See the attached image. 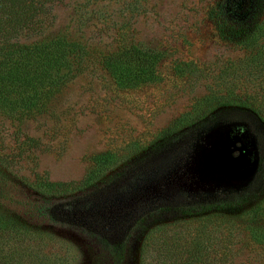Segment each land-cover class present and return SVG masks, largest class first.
I'll return each instance as SVG.
<instances>
[{"label": "rangeland", "instance_id": "rangeland-1", "mask_svg": "<svg viewBox=\"0 0 264 264\" xmlns=\"http://www.w3.org/2000/svg\"><path fill=\"white\" fill-rule=\"evenodd\" d=\"M214 12L226 25H245L263 16L264 0H54L51 23L18 38L65 39L85 56L83 70L39 112L0 114V156L23 179L18 204L0 205V221L33 231L1 239L0 264H264V221L246 220L258 227L246 230L237 216L199 204L217 192L243 193V206L264 200V38L251 47L227 43ZM122 46L156 54L159 82L116 87L96 57ZM249 101L259 113L242 106ZM152 143L164 150L179 143L150 179L160 200L185 194L196 206L162 204L118 247L27 213V202H38L34 177L79 182L97 161L132 163Z\"/></svg>", "mask_w": 264, "mask_h": 264}, {"label": "trees", "instance_id": "trees-1", "mask_svg": "<svg viewBox=\"0 0 264 264\" xmlns=\"http://www.w3.org/2000/svg\"><path fill=\"white\" fill-rule=\"evenodd\" d=\"M53 1L0 0V114L28 117L39 112L59 87L83 70L85 53L74 42L61 38L30 44L19 42L22 34H37L44 24L51 23ZM217 14H213L214 23L227 43L251 47L264 38V14L259 20L239 26L226 25ZM96 59L121 89H135L160 80L159 57L135 46L98 53ZM242 106L255 114L260 112V105L254 101ZM153 145L143 148L132 163L99 160L95 169L79 182L55 183L48 181L45 175L34 177L29 187L38 202H27V213L78 227L106 246L118 247L141 218L158 210L162 204L175 205L176 200H187L191 206H196L198 198L194 203L185 194L160 200L159 186L150 183V179L159 175L166 164L159 162L175 152L179 143H174L170 150L153 149ZM12 164L0 156L1 206L14 207L19 202L14 196L15 187L21 185L23 179L12 172ZM245 200L243 193L217 192L214 199L202 198L199 204L226 210L239 218L244 229L257 230V226L246 220L264 221V200L243 206ZM229 218L230 223L233 220ZM32 235L33 231L22 223L0 221V240L16 241Z\"/></svg>", "mask_w": 264, "mask_h": 264}]
</instances>
